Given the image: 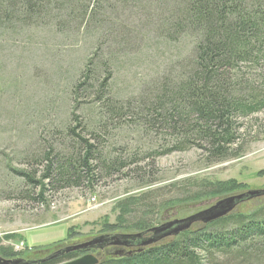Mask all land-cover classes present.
Returning <instances> with one entry per match:
<instances>
[{
	"label": "trees",
	"instance_id": "1",
	"mask_svg": "<svg viewBox=\"0 0 264 264\" xmlns=\"http://www.w3.org/2000/svg\"><path fill=\"white\" fill-rule=\"evenodd\" d=\"M82 27L97 35L98 46L74 81L69 80L67 99L72 112L87 103L98 108L100 119L90 126L95 129L88 133L89 140L75 132L82 127L84 133L89 126H67L63 149L51 145L31 164L41 169L37 180L15 171L25 185L38 190L33 198L38 203H44L46 186L50 190L77 189L84 183L92 186L98 174L109 177L125 169L108 141L114 137L109 134L127 121L145 131L169 132L170 142L162 154L194 146L209 161H221L236 152L239 119L264 109V91L252 77V70L264 63V0H0V36L46 28L68 36ZM143 34L150 35L156 47L187 40V54L143 83L136 97L120 99L112 91V68L117 58L142 52ZM131 40L138 41L136 48L130 47ZM98 128L103 129V137ZM107 128L111 130L106 132ZM223 187L205 186L187 195L182 191L178 200L219 195L227 191ZM141 199L122 201L119 225L111 229L151 228L146 218L126 223L132 208H139L146 198ZM154 209L147 212L152 214ZM63 248L32 261L61 264L82 255L64 253L53 258ZM1 253L6 259L20 257L12 250ZM99 264H264V206L250 214L230 213L168 243L128 257L111 256Z\"/></svg>",
	"mask_w": 264,
	"mask_h": 264
},
{
	"label": "rangeland",
	"instance_id": "2",
	"mask_svg": "<svg viewBox=\"0 0 264 264\" xmlns=\"http://www.w3.org/2000/svg\"><path fill=\"white\" fill-rule=\"evenodd\" d=\"M129 20L134 23L131 15ZM53 29L0 36V257L2 251H13V245L22 241L31 252L25 248L17 254L22 260L32 261L64 246L76 247L105 236L146 232L111 229L119 225L120 204L127 199H141L143 195L146 198L139 208H132L126 223L134 224L146 218L151 228H155L186 219L221 199L264 190L263 109L239 119L237 145L233 146L236 152L221 161H209L194 146L182 152L162 154L170 142L169 132L145 131L127 121L109 134L112 137L113 133L114 137L108 141L111 153L125 162V169L109 177L98 174L92 186L84 183L77 189L62 190H50L46 186L44 203L33 200L38 190L25 185L15 171L25 172L37 180L41 169L31 164L38 162V155L51 145L63 149L61 141L65 142L67 126H89L87 133L82 132V127L75 131L89 140L88 133L95 129L90 126L100 119L98 108L83 98L79 101L86 103L84 108L72 112L66 93L69 80L74 81L95 52L97 35L85 32L86 27L68 36ZM149 36L143 34L140 40L144 42L141 53L131 51L127 58L115 60L112 91L120 99L136 97L143 83L161 75L171 62L187 54V40L170 47H156ZM129 43L130 47L138 46V41ZM261 66L252 70V77L264 91V63ZM98 131L103 137V129ZM220 184L226 192L203 195L197 200H178L184 191L187 195L205 186ZM164 202L169 203L161 205ZM262 206L264 196L238 204L232 213L250 214ZM148 208H155L154 212L148 213ZM202 226L195 223L190 229ZM123 250L128 251L108 246L103 250L94 247L70 253H81V257L91 255L102 262L110 259L115 251Z\"/></svg>",
	"mask_w": 264,
	"mask_h": 264
},
{
	"label": "water",
	"instance_id": "3",
	"mask_svg": "<svg viewBox=\"0 0 264 264\" xmlns=\"http://www.w3.org/2000/svg\"><path fill=\"white\" fill-rule=\"evenodd\" d=\"M264 196L263 191H250L238 196H232L228 198L221 199L217 201L214 205L208 207L207 209L200 211L186 219L175 220L165 224H162L158 227L151 228L146 232L137 234V235H113L105 236L93 240L76 247H65L54 255L53 258L64 254L70 253L72 251H84L89 248H98L103 250L108 246L123 247L128 249V251H115L111 256L112 257H128L134 253L141 252V250L150 247L151 245H156L160 241L173 238L177 235L186 232L190 227L195 223H201L206 225L218 219L224 218L237 207L238 204L247 202L251 199L259 198ZM148 235V236H147ZM138 248V249H137ZM99 260L91 255H85L77 259L65 262L63 264H99ZM0 264H39L36 261H26L22 259H2L0 258Z\"/></svg>",
	"mask_w": 264,
	"mask_h": 264
},
{
	"label": "built area",
	"instance_id": "4",
	"mask_svg": "<svg viewBox=\"0 0 264 264\" xmlns=\"http://www.w3.org/2000/svg\"><path fill=\"white\" fill-rule=\"evenodd\" d=\"M25 248L28 249L27 247H25L23 241L20 242V243L17 244V245H13V249H14L13 251H14L15 253L22 252V251H24ZM28 250H30V249H28ZM30 252H31V250H30Z\"/></svg>",
	"mask_w": 264,
	"mask_h": 264
},
{
	"label": "crops",
	"instance_id": "5",
	"mask_svg": "<svg viewBox=\"0 0 264 264\" xmlns=\"http://www.w3.org/2000/svg\"><path fill=\"white\" fill-rule=\"evenodd\" d=\"M61 242H63V241H61ZM61 242H59V243H61ZM59 243H57V244H59ZM41 248V247H40Z\"/></svg>",
	"mask_w": 264,
	"mask_h": 264
},
{
	"label": "bare ground",
	"instance_id": "6",
	"mask_svg": "<svg viewBox=\"0 0 264 264\" xmlns=\"http://www.w3.org/2000/svg\"><path fill=\"white\" fill-rule=\"evenodd\" d=\"M195 233V232H194Z\"/></svg>",
	"mask_w": 264,
	"mask_h": 264
}]
</instances>
